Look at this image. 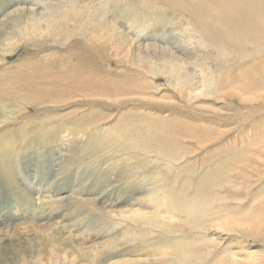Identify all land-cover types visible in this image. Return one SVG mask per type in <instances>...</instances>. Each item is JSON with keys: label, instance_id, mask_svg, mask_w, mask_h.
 <instances>
[{"label": "rangeland", "instance_id": "1", "mask_svg": "<svg viewBox=\"0 0 264 264\" xmlns=\"http://www.w3.org/2000/svg\"><path fill=\"white\" fill-rule=\"evenodd\" d=\"M0 264H264V0H0Z\"/></svg>", "mask_w": 264, "mask_h": 264}, {"label": "bare ground", "instance_id": "2", "mask_svg": "<svg viewBox=\"0 0 264 264\" xmlns=\"http://www.w3.org/2000/svg\"><path fill=\"white\" fill-rule=\"evenodd\" d=\"M202 2V1H201ZM181 3V2H180ZM237 5V4H236ZM238 6V5H237ZM236 6V7H237ZM186 11V10H185ZM241 11V10H240ZM194 16V15H193ZM209 24V23H208ZM254 26V25H253ZM259 29V28H258ZM209 31V30H208ZM256 31V30H255ZM262 32V31H261ZM260 33V32H259ZM206 34V33H205ZM211 34V33H210ZM254 35H256V33L254 34ZM253 36V35H252ZM236 38V37H235ZM253 38V37H252ZM255 39V38H254ZM241 40V39H240ZM257 40V39H256ZM237 41H239V40H237ZM252 41H254V40H252ZM255 43V42H254ZM225 44V43H224ZM259 44V43H258ZM226 47V46H225ZM238 47V46H237ZM248 50H250V49H248ZM258 50V49H257ZM254 51H256V50H254ZM254 55V54H253ZM200 210H201V208H198V209H196V213L197 212H199L200 213ZM191 212V211H190ZM233 252V251H232ZM183 255V254H182ZM250 255V254H249ZM183 258H185L184 256H182ZM236 257V256H235ZM181 258V257H180ZM186 258H188V257H186ZM185 258V259H186ZM229 258V257H228ZM235 259V258H234ZM185 263H186V261H185Z\"/></svg>", "mask_w": 264, "mask_h": 264}]
</instances>
